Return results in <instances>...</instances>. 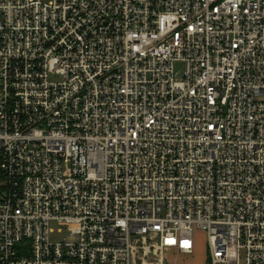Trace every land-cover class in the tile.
Here are the masks:
<instances>
[{
	"label": "built area",
	"instance_id": "2783aa9c",
	"mask_svg": "<svg viewBox=\"0 0 264 264\" xmlns=\"http://www.w3.org/2000/svg\"><path fill=\"white\" fill-rule=\"evenodd\" d=\"M197 229L264 264V0H0V264H178Z\"/></svg>",
	"mask_w": 264,
	"mask_h": 264
},
{
	"label": "rangeland",
	"instance_id": "374dc122",
	"mask_svg": "<svg viewBox=\"0 0 264 264\" xmlns=\"http://www.w3.org/2000/svg\"><path fill=\"white\" fill-rule=\"evenodd\" d=\"M2 184V183H1ZM62 239L61 234H54L53 240L58 241ZM196 248L195 252L191 256H180L178 264H207V236L206 233L197 229L195 231Z\"/></svg>",
	"mask_w": 264,
	"mask_h": 264
},
{
	"label": "crops",
	"instance_id": "0c3cea01",
	"mask_svg": "<svg viewBox=\"0 0 264 264\" xmlns=\"http://www.w3.org/2000/svg\"><path fill=\"white\" fill-rule=\"evenodd\" d=\"M180 256H184V255H179V256H176V257H175V259L179 260V257H180Z\"/></svg>",
	"mask_w": 264,
	"mask_h": 264
}]
</instances>
